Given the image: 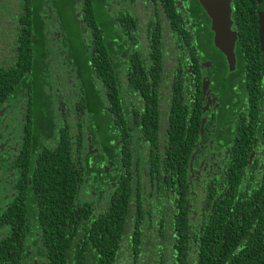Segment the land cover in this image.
<instances>
[{"label":"flooded vegetation","instance_id":"1","mask_svg":"<svg viewBox=\"0 0 264 264\" xmlns=\"http://www.w3.org/2000/svg\"><path fill=\"white\" fill-rule=\"evenodd\" d=\"M41 4L45 86H18L0 107V241L11 239L13 224L16 230H22L26 235L22 264H48L46 257L39 253L43 247L42 228L35 217L42 210L38 198L43 195L45 154L54 158L60 145H64L65 140L69 142L75 159L78 157L85 167L84 184L77 200L82 204L88 202L93 209L108 204L116 182L110 177L119 175L115 166L107 164L105 147L95 136L93 101L96 106L100 105L101 122L110 112L106 89L93 74L91 79L98 92L94 91V100L88 88L78 85L81 71L86 75L88 69L82 52L83 43L91 52L100 39L110 63L115 62L125 120L141 119L147 102L151 110L156 102L161 114V132H167L163 123H167V115H170L168 108L172 105L174 90L181 101L182 119L199 120L197 159L194 165L192 162L194 167L191 165V183H187L197 186L193 182L200 177L197 200L202 207L201 218L207 194L221 193V180L237 163L239 166V162H243L241 167L244 169L235 185L237 197L249 196L254 189L264 185V0H229L231 29L237 37L235 66L231 71L225 56L214 45L211 20L198 0H72L70 13L73 19L67 26L63 25L67 3L43 0ZM237 8L247 10L250 17L239 22L251 25L242 41L233 14ZM92 24L97 26L100 38ZM72 37L73 40L77 38L82 47L78 57V51H75L79 66L71 54ZM156 42L173 48L168 56L167 48H161L162 83L156 86L155 92L149 91L150 86H131L130 89L127 74L134 66L144 69L148 83L149 78L153 81L149 72H154L152 55ZM113 50L118 53L113 54ZM54 72L57 78L62 75L63 86H56ZM102 127L112 129L111 124ZM146 128L134 126L132 131L128 128L125 131L121 126L119 137L131 138L136 147L142 140L143 156H148ZM79 131L85 141L78 156L74 150ZM161 132H158V138ZM147 134L149 136V131ZM95 139L99 148H95ZM158 144L161 145V140ZM91 154H101L104 158L94 164L89 158ZM94 168L101 172L94 173ZM84 185L89 187L86 202L82 196ZM96 195L100 200L106 196L105 203L94 202ZM15 214L17 224L15 220L13 222Z\"/></svg>","mask_w":264,"mask_h":264},{"label":"trees","instance_id":"2","mask_svg":"<svg viewBox=\"0 0 264 264\" xmlns=\"http://www.w3.org/2000/svg\"><path fill=\"white\" fill-rule=\"evenodd\" d=\"M42 1L0 0V107L18 86H43L39 83L43 78L45 51L43 19L39 16ZM247 13L237 8L233 13L235 22L248 20ZM92 27L100 38L97 26ZM238 28L242 41L251 25L242 23ZM82 45L88 69L86 75L80 76L81 83L91 91L94 100V93L98 92L91 76L95 75L102 81L109 100L110 112L104 124H111V130L102 127L100 105L93 101L95 136L105 147L107 164L115 166L119 177H110L116 182L108 204L93 209L88 202L82 204L77 200L84 184L85 167L78 157L75 159L69 142L65 140L60 145L54 158L45 154L41 175L43 195L38 198L42 210L39 216L35 214L42 228L40 255L46 257L48 264H264V185L249 196L237 197L235 185L244 172L243 162L239 166L237 163L221 180V193L207 194L201 218L202 207L197 200L200 177L193 182L197 186L189 185L191 165L197 159L199 120L182 119V105L175 90L168 108L170 115L167 123H163L167 132H161V114L155 101L152 110L147 102L141 119L125 120L115 62L110 63L100 39L91 52ZM39 46L42 47L38 49ZM161 48L167 46L156 42L153 47L155 66L154 72H149L153 81L149 78L148 83L144 69L134 66L127 74L130 89L150 86L149 91L157 90L156 86L162 83ZM171 51L173 48H167V56ZM117 53L113 50V54ZM140 125L147 127L148 156H143L142 140L136 147L131 138L119 137L121 126L132 131L134 126L143 127ZM84 141L79 131L74 150L78 156ZM89 158L95 164L104 157L91 154ZM95 171L100 173L101 169L94 168ZM16 217L17 214L13 222ZM25 238L13 224L11 239L0 241V264H22Z\"/></svg>","mask_w":264,"mask_h":264},{"label":"water","instance_id":"3","mask_svg":"<svg viewBox=\"0 0 264 264\" xmlns=\"http://www.w3.org/2000/svg\"><path fill=\"white\" fill-rule=\"evenodd\" d=\"M198 1L211 20V30L214 33V45L225 56L229 70L231 71L235 66L234 44L237 37L236 33L231 29L232 22L229 0ZM262 17L259 21L261 35L263 34Z\"/></svg>","mask_w":264,"mask_h":264},{"label":"rangeland","instance_id":"4","mask_svg":"<svg viewBox=\"0 0 264 264\" xmlns=\"http://www.w3.org/2000/svg\"><path fill=\"white\" fill-rule=\"evenodd\" d=\"M58 1H60L62 3L63 2L67 3L66 9H65L66 12H64V16H65L66 21L63 22V25L67 26L68 24H71L72 19H73L72 14L70 13V7L72 6V0H58ZM77 32H78V30H77ZM69 45H70V49L72 50L71 54H72V56L74 58V61L77 64V66H79L80 63H79V60H78L77 57H78V55L80 53V43H79L78 39L75 38L73 40V37H72V39L70 40ZM76 50L78 51L77 57H76V54H75L76 53L75 52ZM51 70L52 69L49 68V71H51ZM57 71H58V69H57ZM53 76H54V79H55V83L57 84L56 86H63L62 83H61V81H60V77L62 75L59 74V76H58L59 78H57L56 72H54V75ZM81 76H82V71H81ZM42 77L43 78H40L39 79V83L40 84H43V86H45V77H46V74L44 72H42ZM78 85L79 86H83L81 82L78 83ZM65 86H67V85L65 84ZM104 119H105V117L103 116V120L101 119V122H100L103 126H105ZM95 140H96L95 148H99L100 145L97 142V139H95ZM82 196H83V201L89 200V187H88V185H84L83 186V195ZM93 201L94 202H98L99 201L100 203L104 204L105 201H106V196H104L103 199L100 200L99 196L96 195V197L93 199Z\"/></svg>","mask_w":264,"mask_h":264}]
</instances>
